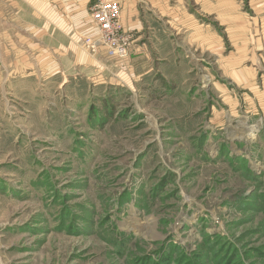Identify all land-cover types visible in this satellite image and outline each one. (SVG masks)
<instances>
[{"label": "rangeland", "instance_id": "1", "mask_svg": "<svg viewBox=\"0 0 264 264\" xmlns=\"http://www.w3.org/2000/svg\"><path fill=\"white\" fill-rule=\"evenodd\" d=\"M198 1L161 60L8 27L0 264H264V0Z\"/></svg>", "mask_w": 264, "mask_h": 264}, {"label": "crops", "instance_id": "2", "mask_svg": "<svg viewBox=\"0 0 264 264\" xmlns=\"http://www.w3.org/2000/svg\"><path fill=\"white\" fill-rule=\"evenodd\" d=\"M92 1L93 0H0V108L1 106L4 108L6 105L8 82V27L22 28L20 35L24 33L28 35L25 39L30 41L29 44L31 45H33L31 41H34L36 48L40 41L37 36L38 29L40 28L43 29V33L45 37H47V41H49L48 45L51 44L53 48L54 44L58 43L60 47H64L71 44L72 41H75V38H77L81 32L83 34L96 35L97 30L90 14ZM120 1L123 7L122 24L124 29L127 32H134L133 35L136 36L131 48V59H135V56L136 59L143 58L149 50L150 53L153 52L159 55L158 60H161L162 57H165L164 51H167L161 48V44H170V35L173 34L174 31L165 29L166 27L162 24L166 22L156 19L153 17L152 13L149 15L153 17L152 20H149L147 15L142 14L143 3L141 1L146 3L147 0ZM162 1L164 2L165 0ZM198 2H203L206 7L208 6L207 13L214 12L215 0H200ZM157 6L159 5H154L153 8ZM164 7L165 5L163 8ZM151 10L155 13L157 9ZM11 11L14 12L13 16H10L12 14ZM12 17L14 19H11ZM263 21L264 19H262V22ZM173 24L176 25V20ZM199 25V28L203 31L205 25ZM162 26L163 30L160 29ZM156 27H160L158 33L155 32ZM72 29L76 34H72ZM174 29L176 30L175 27ZM34 31L36 32L34 33ZM17 36L18 34H16V38ZM22 38L23 37L20 36L21 40ZM207 38H209V35ZM210 40L213 41L214 37ZM17 43L18 39L15 45H17ZM19 43L21 44L22 41H19ZM155 43L160 44V48H158L157 51L152 45L148 49V44ZM102 47L103 46H100V48ZM146 58L150 59V56Z\"/></svg>", "mask_w": 264, "mask_h": 264}, {"label": "built area", "instance_id": "3", "mask_svg": "<svg viewBox=\"0 0 264 264\" xmlns=\"http://www.w3.org/2000/svg\"><path fill=\"white\" fill-rule=\"evenodd\" d=\"M90 14L97 30L96 35L89 38L90 47L104 46L112 57H127L131 38L122 24L121 1L93 0Z\"/></svg>", "mask_w": 264, "mask_h": 264}, {"label": "bare ground", "instance_id": "4", "mask_svg": "<svg viewBox=\"0 0 264 264\" xmlns=\"http://www.w3.org/2000/svg\"><path fill=\"white\" fill-rule=\"evenodd\" d=\"M208 80H209V79H208ZM255 125H256V124H255ZM239 127H240V126H239ZM246 127H247V126H246ZM255 127H256V126H250V127H248V128H250V129H254ZM250 129H249V130H250ZM243 130H244V129H243ZM244 131H245V130H244ZM253 131H255V130H251V134L254 133Z\"/></svg>", "mask_w": 264, "mask_h": 264}]
</instances>
